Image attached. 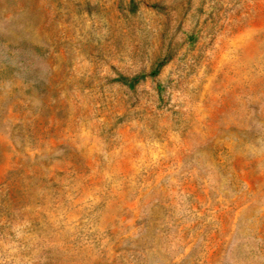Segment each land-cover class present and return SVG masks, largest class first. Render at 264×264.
<instances>
[{"label": "rangeland", "instance_id": "1", "mask_svg": "<svg viewBox=\"0 0 264 264\" xmlns=\"http://www.w3.org/2000/svg\"><path fill=\"white\" fill-rule=\"evenodd\" d=\"M0 264H264V0H0Z\"/></svg>", "mask_w": 264, "mask_h": 264}, {"label": "trees", "instance_id": "2", "mask_svg": "<svg viewBox=\"0 0 264 264\" xmlns=\"http://www.w3.org/2000/svg\"><path fill=\"white\" fill-rule=\"evenodd\" d=\"M161 65V63L152 71V74H156L159 66ZM137 80V78L133 79V81Z\"/></svg>", "mask_w": 264, "mask_h": 264}]
</instances>
